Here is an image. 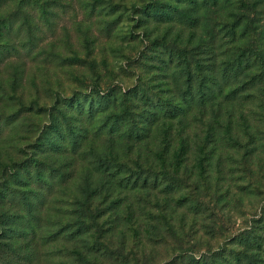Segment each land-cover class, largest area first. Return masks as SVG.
Returning a JSON list of instances; mask_svg holds the SVG:
<instances>
[{
    "label": "rangeland",
    "instance_id": "374dc122",
    "mask_svg": "<svg viewBox=\"0 0 264 264\" xmlns=\"http://www.w3.org/2000/svg\"><path fill=\"white\" fill-rule=\"evenodd\" d=\"M0 264H264V0H0Z\"/></svg>",
    "mask_w": 264,
    "mask_h": 264
},
{
    "label": "trees",
    "instance_id": "16d2710c",
    "mask_svg": "<svg viewBox=\"0 0 264 264\" xmlns=\"http://www.w3.org/2000/svg\"><path fill=\"white\" fill-rule=\"evenodd\" d=\"M107 91H109V89H107L106 92ZM97 94L99 95L100 99H102L103 97H105L104 96L105 94L102 93V92H100V91H97ZM106 98H108V97H106ZM43 143H47V145L50 144V143H52L51 140H50V137L47 134L44 135V141H43ZM26 166H32V164H26ZM194 260H195V258L189 257V261H194Z\"/></svg>",
    "mask_w": 264,
    "mask_h": 264
}]
</instances>
